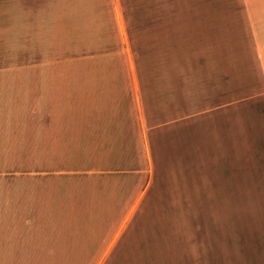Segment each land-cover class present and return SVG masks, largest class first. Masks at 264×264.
Wrapping results in <instances>:
<instances>
[{
  "label": "crops",
  "instance_id": "obj_1",
  "mask_svg": "<svg viewBox=\"0 0 264 264\" xmlns=\"http://www.w3.org/2000/svg\"><path fill=\"white\" fill-rule=\"evenodd\" d=\"M243 2L249 15L255 12V52L264 88V0ZM123 8L122 0H0V264H20L21 247L67 246L69 230L65 233L63 221L70 220L81 221V230L93 221L92 233L85 234L95 237L94 246H104L93 264H182V252L191 264H264L259 225L249 227L252 217L246 212L241 223L246 199L240 189L247 183L242 179L214 185L225 190L223 197L215 196L229 205L223 218L230 226L237 220L236 238L225 230L223 239L210 242L211 235L203 247H185L176 229L171 232L175 247H169L163 213L159 227L146 234L151 166L144 154L143 169L132 167L128 140L146 138L151 123L143 102L118 100L115 94V77L125 76L129 86L136 70L102 67L111 53L107 50L86 47L70 56L47 40L55 34L52 29L115 28V13ZM65 34L57 32V39L63 41ZM46 44L49 50L43 48ZM115 108H134L139 114L131 121L128 112ZM27 153L32 160L23 169ZM23 170L46 173L45 180L31 182L27 201ZM231 195L239 197V211H233ZM191 203L199 202L192 197ZM23 216H30L29 228L23 227ZM103 221L109 230L101 233L96 222L103 228ZM82 232L77 240L85 237Z\"/></svg>",
  "mask_w": 264,
  "mask_h": 264
},
{
  "label": "rangeland",
  "instance_id": "obj_2",
  "mask_svg": "<svg viewBox=\"0 0 264 264\" xmlns=\"http://www.w3.org/2000/svg\"><path fill=\"white\" fill-rule=\"evenodd\" d=\"M122 1L115 28L52 29L55 34L47 40H54L56 49L69 51L70 56L86 47L98 53L107 50L111 53L103 58L102 67L136 70V80L129 86L125 76L115 77L119 84L115 94L118 100L143 102L151 123L146 138L128 140L132 167L139 171L145 164L151 166L146 234L159 227L163 213L169 247H175L171 232L176 229L185 247H203L211 235L210 242L223 239L225 230L236 238L237 220L230 226L223 218L229 205L215 196L223 197L225 190L214 185L242 179L247 183L240 189L246 199L241 223L248 213L252 218L247 225L258 224L264 239V88L255 52V12H246L244 0ZM61 31L66 33L63 41L57 39ZM116 110L128 112L131 121L139 114L134 108ZM31 160L28 153L23 155V169ZM45 175L22 171L25 201L32 193L31 182L45 180ZM192 197L199 203L192 204ZM235 198L239 199L231 195L233 211H239ZM25 205L23 201V211ZM26 219L30 216H23V227L29 228L32 220ZM79 222L63 221L65 233L69 230L65 247H21L20 264L95 263L104 246H94L95 237H87L93 221L82 228L85 237L77 240ZM107 222H102L103 228L96 222V229L107 232ZM151 238L154 242L155 236ZM84 241L87 244L78 247L77 242ZM178 261L191 264L186 252Z\"/></svg>",
  "mask_w": 264,
  "mask_h": 264
}]
</instances>
